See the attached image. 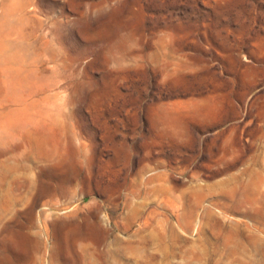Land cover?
Returning a JSON list of instances; mask_svg holds the SVG:
<instances>
[{"label":"rangeland","instance_id":"1","mask_svg":"<svg viewBox=\"0 0 264 264\" xmlns=\"http://www.w3.org/2000/svg\"><path fill=\"white\" fill-rule=\"evenodd\" d=\"M0 264H264V0H0Z\"/></svg>","mask_w":264,"mask_h":264}]
</instances>
